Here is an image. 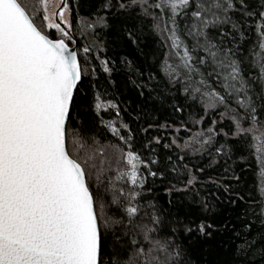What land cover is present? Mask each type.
I'll return each mask as SVG.
<instances>
[{
    "label": "snow or ice",
    "instance_id": "6c2138e0",
    "mask_svg": "<svg viewBox=\"0 0 264 264\" xmlns=\"http://www.w3.org/2000/svg\"><path fill=\"white\" fill-rule=\"evenodd\" d=\"M39 4L42 17L22 0H0V264H193L188 245L177 242L181 233L208 246L211 264H264V0H101L78 31L82 44L70 31L68 0ZM109 16L121 46L140 51L145 25L162 41L165 50L154 53L157 72H141L120 57L141 97L147 89L153 98V82L163 73L199 97L205 112L230 114L232 136L251 134L258 200L241 194L238 177L227 178V161L219 176L208 174L232 154L228 145L213 143L212 126L183 144L175 136L165 143L180 150L175 158L155 155L159 136H145L135 148L137 132L148 128L119 119L117 104L102 99L95 83H84L88 75L96 78L94 61L104 73L115 70L95 32L109 26ZM108 108L117 109L116 117L99 122L119 143L101 142L94 130ZM189 148L207 150L209 164L185 163ZM147 176L167 181L161 187L170 196L197 205L196 214L177 211L171 235H157L167 229L159 227L163 214L155 202H138L142 192H152Z\"/></svg>",
    "mask_w": 264,
    "mask_h": 264
},
{
    "label": "trees",
    "instance_id": "16d2710c",
    "mask_svg": "<svg viewBox=\"0 0 264 264\" xmlns=\"http://www.w3.org/2000/svg\"><path fill=\"white\" fill-rule=\"evenodd\" d=\"M26 3L30 10L40 13L42 17L41 5L39 0H22ZM101 0H68L70 7V21L71 29L75 39L79 43H83V40L78 34V31L83 24L94 18V14L100 7ZM33 5L35 7L33 8ZM132 21H128L129 26ZM108 27L97 25L95 32L97 33V39L105 42V52L108 57L116 61L115 70L109 75L104 73L99 68V62L94 61L97 65V75L93 80L91 75H88L85 80V84L95 83L97 89L102 94V99L113 100L119 109V119L124 122L130 123L134 129L140 126L148 128L147 133L137 132L135 148L139 149L143 143V139L146 136L148 139L151 137H161V143L157 145L153 142L152 147L156 149L155 155L161 159L166 155H173L175 158L181 155L180 150L176 145H172L171 148L166 149L165 143L171 144L172 138L175 136L178 139V143L183 144L184 140L188 136H192L194 133L207 130L210 126L214 127L216 135L213 138V143L216 146L226 144L231 148L232 154L230 158L220 157L217 166H213V169L208 173L219 176L225 166V161L230 166L229 177L236 176L239 178L238 184L235 186L242 189L241 194L246 198L259 199V178L258 173L260 171V165L257 162L255 148L252 146V136L248 134H240L232 136L231 133L235 131L232 121L229 116L221 118L220 113L224 111L223 108L209 109L207 112L204 110V105L199 101V97L193 99L189 95H186L181 91V85L179 83H170L168 78L163 73H158V82H153L155 88V94L153 98L149 100L148 90L144 89L145 96L139 95L140 89L134 87L129 80L130 73L128 69L120 64V57L126 56L129 60H132L135 67L140 68L141 72L146 73L148 70L157 72L159 59L154 58V53H162L165 49L161 47L162 41L159 36L152 32L147 25H145V32L140 41V51L134 47H124L117 42L116 31L117 26L114 19L109 16ZM50 31V30H49ZM52 31V30H51ZM91 31V30H89ZM53 32V31H52ZM54 33V32H53ZM53 38L55 36L53 35ZM162 55L160 59H162ZM146 79V77H144ZM132 79H136L135 74H132ZM139 82V81H137ZM84 85H81V89ZM83 96V91L80 92ZM92 96V89L88 88V98ZM83 103V101H82ZM177 107H181L182 111H176ZM139 114V120L137 119ZM117 115V109L108 108L101 109L100 116L95 118V131L100 134L101 142L109 141L111 143H119V140L113 136L107 128L100 124V117L104 120H112ZM88 116H95L94 112H89ZM203 117L200 123H195V120H199ZM216 120V124L213 125L212 121ZM167 123L169 127L160 128L159 125ZM185 127H180L181 124ZM151 125V127H149ZM117 126L119 123L117 121ZM247 127V125H245ZM223 129V131H221ZM227 133V135H225ZM198 147V145H193ZM211 148L212 145H208ZM145 158L149 157L148 151H143ZM185 156V163H191L196 167L207 166L210 162L211 155L206 150L203 153L193 152L191 148L186 149L183 153ZM156 166H154L155 168ZM234 170V171H232ZM175 182V181H173ZM167 186V181H161L160 177L147 176L146 184L152 188V192L148 193L144 191L141 193L142 199L138 200L139 203H145L147 201H153L157 205L158 210L163 214V224L160 228L167 229L157 233L159 237L171 235L170 229L173 225L170 221L175 218V214L179 211L181 214L187 212L189 208L193 211V214L197 213V205L188 201L184 196H177L176 194L169 195L165 193L161 184ZM235 183V182H234ZM127 190V188H126ZM173 203L170 204L169 201ZM144 210L142 209L141 215ZM139 219V217L137 218ZM183 240L188 245V250L191 253V259L193 264H211V261L215 258L214 255L207 252V245L203 241L193 240L181 233L177 237L179 243Z\"/></svg>",
    "mask_w": 264,
    "mask_h": 264
},
{
    "label": "rangeland",
    "instance_id": "374dc122",
    "mask_svg": "<svg viewBox=\"0 0 264 264\" xmlns=\"http://www.w3.org/2000/svg\"><path fill=\"white\" fill-rule=\"evenodd\" d=\"M41 11H42V7H41ZM69 19H70V16H69ZM51 31V30H50ZM53 32H55V30H52Z\"/></svg>",
    "mask_w": 264,
    "mask_h": 264
},
{
    "label": "water",
    "instance_id": "95a60500",
    "mask_svg": "<svg viewBox=\"0 0 264 264\" xmlns=\"http://www.w3.org/2000/svg\"><path fill=\"white\" fill-rule=\"evenodd\" d=\"M63 26V25H62Z\"/></svg>",
    "mask_w": 264,
    "mask_h": 264
}]
</instances>
